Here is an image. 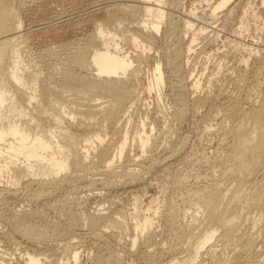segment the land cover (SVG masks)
<instances>
[{"label":"bare ground","instance_id":"6f19581e","mask_svg":"<svg viewBox=\"0 0 264 264\" xmlns=\"http://www.w3.org/2000/svg\"><path fill=\"white\" fill-rule=\"evenodd\" d=\"M198 2L205 16L183 0H0V245L25 249L17 264H264V0ZM75 13L92 29L66 37ZM206 17L236 19L234 34L191 80L189 54L218 35ZM151 91L158 106L134 135ZM197 115L204 133L222 120L219 145L195 159L203 183L183 207L154 195L130 221L117 192L155 168L174 190L195 156L181 127ZM109 234L127 237L131 261ZM3 249L0 264H16Z\"/></svg>","mask_w":264,"mask_h":264},{"label":"rangeland","instance_id":"374dc122","mask_svg":"<svg viewBox=\"0 0 264 264\" xmlns=\"http://www.w3.org/2000/svg\"><path fill=\"white\" fill-rule=\"evenodd\" d=\"M199 0H183V9H182V11L185 13V9H187V10H189V9H191V7H194L195 6V4L198 6V5H200L199 6V8L201 7V6H204L205 5V7L204 8H206V3H202V5L201 4H198L199 2H198ZM52 4H50V5H48L46 8H45V13L44 14H46V15H48V14H50V16L52 15V14H55V12H60V10H62L61 9V6L59 5V7H56L55 5H52ZM51 6V7H50ZM49 7V8H48ZM68 7H70V5H67L66 6V8H68ZM48 8V9H47ZM71 8V7H70ZM53 9V10H52ZM201 9H203V7H201L200 8V10L198 9V11L200 12V14L201 15H203V16H205V13H204V11L202 10L201 11ZM55 11V12H54ZM204 13V14H203ZM223 13H221V15H222ZM74 16H75V21H76V23H75V25H73V26H68V27H65L64 29H65V34H66V37H68V36H70V37H74V35H77V34H79L80 32L81 33H84V31H88V30H90V29H92V26L91 25H93L92 23H90V21L88 22V21H86L87 22V25H86V23H85V21H83L82 20V18H83V15L81 14L80 15V13H78V14H74ZM79 16V17H78ZM77 18V19H76ZM223 17H221V20H220V18L219 19H212V18H204V22L201 20V18L199 19V21H197V24H199L200 26L201 25H207L209 22H211V23H209V25H208V31H213V33L211 32H209L208 34L209 35H211L210 37L211 38H213L215 35H216V31L218 32V35H217V37H214L213 38V40L212 41H210L209 42V40H207V41H204L203 43L201 42V44L199 43V44H196L195 45V47H194V49L192 50V52L189 54L190 55V63H189V65H186V69H190V70H188V76L190 77V79L192 80L193 79V77L194 76H196L197 75V73L199 72L200 73V71H202V70H205L203 67H205V66H208V65H210L211 64V62H213L214 60H212V59H215V57H216V52H218V51H221L219 48H220V46H221V49H223L222 48V46L224 47V41L225 40H228L227 38L230 36V38H233V34H234V32H233V30L232 29H234V28H231V27H234L236 24V19H235V22H234V20L232 21H230V22H232L234 25H232V23L230 24L229 22L227 23V25H229L228 26V28H227V25H225L224 26V24H222L223 23V19H222ZM211 19V20H210ZM207 20V21H206ZM209 20V21H208ZM216 22H215V21ZM79 22V23H78ZM82 22H84V24H82ZM204 24H203V23ZM207 22V23H206ZM221 22V23H220ZM216 26H220L222 29H220V27L218 28V27H216V28H214L215 27V25ZM78 24H80V26H78ZM90 24V25H89ZM210 24H211V26H210ZM223 26H222V25ZM213 25H214V27H213ZM212 27V28H211ZM224 27H225V29H224ZM73 28H75V29H73ZM78 28V30L80 29V31H79V33H78V30L76 31V29ZM82 28H84V29H82ZM227 28V29H226ZM71 29V30H70ZM86 29V30H85ZM218 29V30H217ZM224 29V30H223ZM216 30V31H215ZM220 30H223V31H220ZM207 31V32H208ZM67 32H68V34H67ZM215 32V33H214ZM220 32V33H219ZM224 32V33H223ZM233 32V33H232ZM71 33H73V36H72V34ZM74 33H76V34H74ZM227 33V34H226ZM231 33V34H230ZM65 34H64V36H65ZM215 34V35H214ZM222 34H224V35H222ZM229 34V35H228ZM219 35H222L220 38H219ZM226 35V36H225ZM224 36V37H223ZM49 38V39H48ZM47 38V41L49 40V41H52L53 39H51L52 37H48ZM216 38L219 40V41H217L216 40ZM226 38V39H225ZM215 39V40H214ZM222 39H224L223 41H222ZM246 39L247 40H250L251 39V37L250 38H248V37H246ZM214 41V42H213ZM217 41V42H216ZM150 41H148V43H149ZM206 42V43H205ZM208 42L210 43V44H208ZM223 42V43H222ZM205 43V44H204ZM158 44H160V42L158 43ZM206 44H208L207 46H206ZM222 44V45H221ZM220 45V46H219ZM205 46H206V48H205ZM218 46H219V48H218ZM132 47H134V45H132ZM219 50H218V49ZM215 49H217V51L215 50ZM216 51V52H215ZM150 52L152 53V54H154V55H158V53L157 52H155L154 51V49H151L150 50ZM214 53V54H213ZM216 54V55H215ZM211 55H213L212 56V58L210 57ZM211 58V59H210ZM211 60V61H210ZM209 62V63H208ZM188 66V67H187ZM148 67L149 66H146L145 67V69H148ZM203 68V69H202ZM191 73H193V75H190ZM199 73H198V75H199ZM202 73V72H201ZM150 74V72L148 71V70H145V72H144V79H142L143 81H142V85H144V86H149L148 85V78H149V75ZM197 75V76H198ZM192 77V78H191ZM142 101L140 102V112H136V115H137V117H135L134 118V120H133V122H132V124H131V126H130V130H132V132H133V134L134 135H136V131H137V129H138V127H139V123H140V117H141V113L142 112H144L145 110H156V108H157V99H156V95H155V91H151L150 93L149 92H145L144 94H143V96H142V99H141ZM166 100H168V99H166ZM164 104V103H163ZM164 106V105H163ZM196 116V115H195ZM195 116L194 117H190V119L189 120H187L185 123H184V125H182V127H181V131H182V133L186 136V138L188 139V142H189V146H188V151L190 152H192V154L193 155H197L195 158L193 157V156H191L194 160H193V162L191 161V162H189V164L188 165H186V166H184L185 167V169H184V167H180L178 170H180L181 172L183 171V170H185V171H187V173L185 172V171H183V172H185L184 173V178L182 179H180L179 181H181V183H178L177 185H176V188L175 189H177V187H178V191L177 190H173V189H171V187H169L168 185V187H166V185H165V178L167 179L168 177L167 176H165L166 174H164L165 172L164 171H162L161 170V168H155L150 174H148L147 175V177H146V179L142 182V184L141 185H139V187H138V193L140 194V198H139V200H138V203L139 204H136L135 205V203H137V202H135V203H133V201L136 199V194H137V191H135V193H133V192H131V191H120V192H117V195H116V199H117V203H118V206L120 207V208H123V210H124V212H126L125 213V215H126V217H127V219H129L130 221H132L133 219V221H135L136 219H135V217L133 218L132 217V215H134L133 213H135V211L137 212V210H139V209H142V211L143 210H145L146 209V205H148V199L150 198V197H152V196H156L157 195V197L159 198L157 201H159L160 199V202L162 203V200L163 201H166V199H171L172 198V200H174L175 202H176V200L178 201V202H176V203H180L178 206H179V208H181V206L183 207V205H184V203H182V202H179V201H182V200H184V197H185V195L187 194L186 193V191H187V189L189 188H191V186L193 185V184H195V183H200V181H201V183H203V181L201 180L202 178L201 177H199V179H195L196 178V175H198V172H200V173H203V172H205L204 171V168L205 167H203L202 165H201V163H199L197 160H195V159H199V158H202L203 156H202V154L205 156L206 154H207V156L209 155V153L211 154V151H213V149L215 150L216 149V147L219 145V142H218V139H219V135H220V132L219 131H221V128L222 127H220V126H222L221 124H222V120H221V118H220V116H218V118H214L212 121V124H213V128H212V130H210V132H207V133H204L205 132V130H204V127L202 126V122H200V120H201V115H197L198 117H196L195 118ZM200 119V120H199ZM199 120V121H198ZM220 120V121H219ZM162 123L161 122H159V126L161 125ZM163 127V126H162ZM183 128V129H182ZM203 129V130H202ZM158 130H156L155 132H157ZM171 132V131H170ZM219 133V135H217L218 133ZM158 133V132H157ZM175 134V133H174ZM173 134V135H174ZM207 134V135H206ZM172 135V137L173 138H175L174 136H176V135H174L173 136ZM171 137V138H172ZM211 141H213V142H211ZM213 144V145H212ZM218 144V145H217ZM212 146V147H211ZM142 151L141 150H139V154L141 153ZM195 153V154H194ZM200 156H202V157H200ZM204 158H202V160H203ZM196 162V164H195V162ZM200 162H202L201 161V159H200ZM178 163V162H177ZM173 164L172 166V168H176V166L179 164ZM194 163V164H193ZM201 165H199V164ZM189 165H191V166H189ZM195 165V166H194ZM198 165V166H197ZM188 166V167H187ZM192 167V168H191ZM198 167V168H197ZM182 169V170H181ZM188 169V170H187ZM201 169V170H200ZM194 170V171H193ZM192 171V172H191ZM173 172H175L174 170H172V172L170 173V174H167V175H170L171 177H173L175 174L173 173ZM179 174H180V172H179ZM187 174V175H186ZM189 174V175H188ZM164 175V176H163ZM183 177V176H182ZM191 177V178H190ZM186 178H187V180H186ZM198 178V177H197ZM195 179V180H194ZM196 180H198L197 182H196ZM183 181V182H182ZM193 183V184H192ZM190 185V186H189ZM193 187V186H192ZM187 188V189H186ZM183 190L185 191V192H183ZM172 191H174V192H176V196H174L175 195V193L174 192H172ZM182 191V192H181ZM179 192V193H178ZM182 194V193H186V194H182V195H180L181 197L182 196H184V197H182V199H180L181 197L179 196V198H178V195L177 194ZM138 194V195H139ZM122 195V196H121ZM124 195V196H123ZM118 196V197H117ZM172 196V197H171ZM123 197V198H122ZM174 197H175V199H174ZM119 198V199H118ZM122 198V199H121ZM177 198V199H176ZM99 199H100V196L98 195H95V196H93L91 199H89L88 200V203L90 204V206H92V204H93V206H95L96 204V201L98 202L99 201ZM180 199V200H179ZM121 200V201H120ZM120 202V203H119ZM92 203V204H91ZM182 203V204H181ZM181 205V206H180ZM139 206V207H138ZM136 207V208H135ZM138 207V208H137ZM132 219V220H131ZM132 221V222H133ZM109 235L111 236V237H109ZM108 235V238H109V240H110V244H111V246L114 248V249H116V247H117V249L119 250H117V252H119L122 256H123V259H124V261H131L132 260V256L128 253V251H125V250H127V248H125V245H126V241H127V237H123V236H119V237H117V236H114L113 234L111 235V234H109ZM113 236V237H112ZM122 237H123V239H122ZM116 238H118V239H116ZM85 240L83 241V244H82V247H84V248H82V250H84L83 251V257L81 258V260H82V262H84L85 260H86V258H87V255L90 253V251L93 249L92 248V246H93V242L94 241H92L93 240V238H91V236H86L85 238H84ZM125 239H126V241H125ZM119 240V241H118ZM86 241H87V243H86ZM119 242V243H118ZM87 244V245H85V244ZM121 245H123V246H121ZM120 246L122 247V248H120ZM0 247H1V249H3V251H6L8 254H7V257L9 258V261H11V263H19L20 261H21V255L23 254V253H25L26 251H25V249L22 247V248H15L14 246H8V248H7V246L6 245H4L3 243H1V245H0ZM18 247V246H17ZM88 248V249H86V248ZM90 247V248H89ZM10 248V249H9ZM9 249V250H8ZM91 249V250H90ZM121 249V250H120ZM87 250H89V251H87ZM16 251V252H15ZM21 251V252H20ZM12 253V254H11ZM87 253V254H86ZM125 253V254H124ZM130 255H128V254ZM86 254V255H85ZM91 254V253H90ZM89 254V255H90ZM12 257H11V256ZM20 255V256H19ZM88 255V256H89ZM18 261V262H17Z\"/></svg>","mask_w":264,"mask_h":264}]
</instances>
